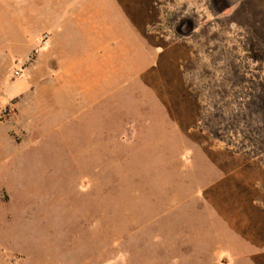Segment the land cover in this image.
Wrapping results in <instances>:
<instances>
[{
  "label": "rangeland",
  "instance_id": "rangeland-1",
  "mask_svg": "<svg viewBox=\"0 0 264 264\" xmlns=\"http://www.w3.org/2000/svg\"><path fill=\"white\" fill-rule=\"evenodd\" d=\"M0 264H264V0H0Z\"/></svg>",
  "mask_w": 264,
  "mask_h": 264
},
{
  "label": "crops",
  "instance_id": "crops-1",
  "mask_svg": "<svg viewBox=\"0 0 264 264\" xmlns=\"http://www.w3.org/2000/svg\"><path fill=\"white\" fill-rule=\"evenodd\" d=\"M101 43H102V40L100 41V45H101ZM97 44V43H96Z\"/></svg>",
  "mask_w": 264,
  "mask_h": 264
}]
</instances>
